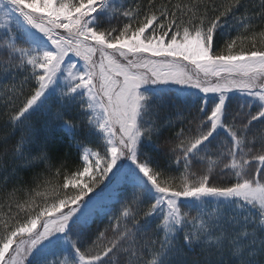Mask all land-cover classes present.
I'll list each match as a JSON object with an SVG mask.
<instances>
[{"label": "snow or ice", "instance_id": "1", "mask_svg": "<svg viewBox=\"0 0 264 264\" xmlns=\"http://www.w3.org/2000/svg\"><path fill=\"white\" fill-rule=\"evenodd\" d=\"M257 18L264 0H0L2 183L50 175L58 131L80 163L0 220V264H264Z\"/></svg>", "mask_w": 264, "mask_h": 264}, {"label": "trees", "instance_id": "2", "mask_svg": "<svg viewBox=\"0 0 264 264\" xmlns=\"http://www.w3.org/2000/svg\"><path fill=\"white\" fill-rule=\"evenodd\" d=\"M148 0H141V3L147 4ZM154 4L157 8H161L163 6H168L171 10V7L176 3L180 2V0H153ZM217 3H221L222 0H216ZM249 13L254 14L260 10V0H247ZM257 25L256 30L259 31L260 28L264 27V23H262L258 18L255 21ZM238 35V32L233 30L228 35H225L219 41V47H223L224 40H228L230 38H235ZM241 46L250 47V43L245 42L241 45L240 41L237 42V50ZM258 47H264L261 45L259 41L257 42ZM219 50V48L217 49ZM9 81L4 80L2 84H0V90H3L4 85H8ZM27 91V90H26ZM199 95L203 96L204 94ZM231 96V95H230ZM233 99L237 98V94L235 93L232 96ZM210 98V97H209ZM6 110L0 108V124H2L6 119ZM34 119H36L34 117ZM19 135V133H17ZM57 141L53 144V163L55 167H53L50 175L46 177H42L40 181L37 183L33 182V173L32 172H19L16 177L9 178L7 184L2 183V176H0V220L7 219L10 216L16 215L18 212L17 203H23L25 200H30L34 198L36 210H39V207H42L45 202L48 204L53 202V189L57 185H62L64 179V172L74 171L77 167L80 166L79 163V153L75 147H70L67 139H64L63 134L59 131L56 134ZM84 146L87 147H95L94 144H90L85 142ZM259 165L257 162H253L252 174L255 175V167ZM56 168H61V174L56 176ZM182 169V166H181ZM11 169L9 168V171ZM173 175H178V172H173ZM234 177L228 175H217L213 180L215 184H229L234 182ZM39 184V186H37ZM18 189L14 194L10 195L13 189ZM64 190L61 189V192ZM68 191H72L69 189ZM43 193L41 196H36V193ZM147 207L146 205L144 206ZM35 214V213H33ZM194 215V213H193ZM24 213H20V218H23ZM114 224L115 221H112ZM110 227L109 218H105L102 220H96V223L92 225V232L95 233L98 230H104L105 228ZM153 228H155V223H153ZM111 234V233H109Z\"/></svg>", "mask_w": 264, "mask_h": 264}, {"label": "rangeland", "instance_id": "3", "mask_svg": "<svg viewBox=\"0 0 264 264\" xmlns=\"http://www.w3.org/2000/svg\"><path fill=\"white\" fill-rule=\"evenodd\" d=\"M66 59H70V62H75L78 66H80L82 64V62L75 56L69 54V58H66ZM189 91L191 92H198L197 89H189ZM199 94V93H198ZM200 94H203V93H200ZM235 93H229V95L231 96H234ZM209 97H211L212 94H208ZM101 188L103 187V185L100 186ZM96 191H100L99 188L96 189ZM89 195H92L91 193ZM85 199H87V197H85ZM115 208H119V205H115ZM66 210V209H65ZM110 216H112V213L109 212L108 215H101L98 220H102V219H105V218H109Z\"/></svg>", "mask_w": 264, "mask_h": 264}]
</instances>
